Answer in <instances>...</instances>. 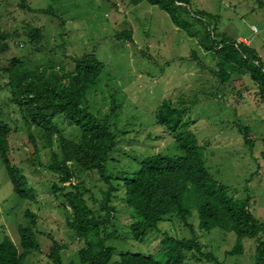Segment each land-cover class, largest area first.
<instances>
[{
	"label": "rangeland",
	"instance_id": "1",
	"mask_svg": "<svg viewBox=\"0 0 264 264\" xmlns=\"http://www.w3.org/2000/svg\"><path fill=\"white\" fill-rule=\"evenodd\" d=\"M189 7L212 14L218 21L203 24L179 11L191 36L168 13L146 1L135 5L133 0H0V33L7 46L6 51L0 50V119L12 129L22 123L6 86L9 76L3 70L13 59L51 72L50 68L73 69L72 57L95 54L105 71L101 85L88 98L91 110L102 118L111 115L112 97L121 107L110 118L120 143L110 162L111 173L121 176L138 170L140 162L154 154L180 155L176 140L159 126L157 113L164 100L177 107L183 104L189 108L183 119L184 132L195 135L212 177L230 187L229 194L235 199L250 198L252 214L264 224V104L249 75L235 73L221 83L219 59L206 49L222 38L238 43L244 38L264 66V0H191ZM32 28L43 34L37 44L30 39ZM126 31L133 32L132 43L117 40L116 35ZM246 127L248 145L243 135ZM62 128L66 138L77 139L74 126L65 122ZM18 129L10 138V156L22 168L34 199L14 193L0 158V241L9 237L22 252L19 228L29 224L26 212L30 211L38 217L34 232L41 247L30 254L26 264H53L50 254L57 246L63 248L64 264H79L78 253L85 244L67 225L73 218L71 208L63 206L51 189L58 181V176L46 170L52 153L44 149L40 137L34 146L29 132ZM53 149L58 152V145ZM81 180L88 189V203L97 208L96 200L106 185L96 173L83 175ZM113 204L117 212L110 229L125 237L134 221L131 210L122 199ZM193 214L190 223L195 225L204 253L213 257L188 253V264H256L254 240H245L240 248L235 234L201 230L196 208ZM166 233L179 239L193 237L185 224L173 218L143 243L118 240L109 244L116 247L117 256L125 247L155 255L162 250Z\"/></svg>",
	"mask_w": 264,
	"mask_h": 264
},
{
	"label": "trees",
	"instance_id": "2",
	"mask_svg": "<svg viewBox=\"0 0 264 264\" xmlns=\"http://www.w3.org/2000/svg\"><path fill=\"white\" fill-rule=\"evenodd\" d=\"M143 1L159 6L178 28L191 36L194 35L188 29L189 24L178 16L179 11L192 14L203 24L218 21L212 14L192 11L189 7L191 0H133V3L138 5ZM22 6L35 12L24 3ZM30 33L34 44L43 37L38 28H32ZM206 35L210 37V32ZM4 38L5 35L0 33L1 51L7 49L2 44ZM116 38L132 43L133 32L119 33ZM206 49L214 51L212 54L219 59L217 75L221 83L230 81L235 73L249 75L264 104V66L249 45L222 38L217 45L212 43ZM72 65L71 70L60 67L50 68L52 71L48 72L41 66L32 68L13 59L3 69L9 76L6 86L11 102L19 107L22 123L12 129L8 122L0 119V158L14 193L22 199L33 200L34 191L29 189L22 168L11 159L10 138L21 127L29 132L34 146H37L36 137H40L44 149L51 151V162L46 170L58 176L51 189L63 206L71 208L73 218L67 225L85 244L78 253L79 264H188V253L210 260L213 256L204 253L195 225L190 223L195 208L201 230L220 229L233 233L240 248L245 240H254L258 250L256 264H264V224L252 214L250 198L235 199L229 194L230 187L212 177L195 135L191 131L184 132L183 119L189 108L183 104L177 107L172 101L164 100L157 113L159 126L176 140L180 155L154 154L144 158L138 170L114 175L110 171V162L114 161L120 143L119 135L112 131L110 118L117 116L120 103L112 97L111 115L102 118L95 114L88 98L101 85L105 67L95 54L72 57ZM65 122L78 131L77 139L66 138L62 128ZM243 129L248 145L251 143L249 131L247 127ZM54 145H58V152L54 151ZM90 173H96L106 185V189L100 190L101 198L96 200L97 208L88 203V189L81 180L83 175ZM120 199L131 210L134 220L125 237L110 229L117 212L113 203ZM26 218L30 219L29 224L19 228L23 251L20 252L11 239L5 237L0 241V264H26L32 252L40 251L34 232L38 217L27 211ZM173 218L185 224L193 237L179 239L166 233L162 250L155 255L133 252L125 247L117 256L116 247L109 244L118 240L143 243L151 232L159 230L163 222ZM62 250L60 246L51 250L53 264H64Z\"/></svg>",
	"mask_w": 264,
	"mask_h": 264
},
{
	"label": "crops",
	"instance_id": "3",
	"mask_svg": "<svg viewBox=\"0 0 264 264\" xmlns=\"http://www.w3.org/2000/svg\"><path fill=\"white\" fill-rule=\"evenodd\" d=\"M239 41H241V42H243V43H245V44H247V45H249L250 44V42L249 41H247L246 39H244V38H239Z\"/></svg>",
	"mask_w": 264,
	"mask_h": 264
}]
</instances>
